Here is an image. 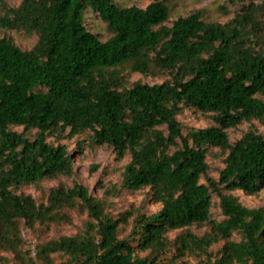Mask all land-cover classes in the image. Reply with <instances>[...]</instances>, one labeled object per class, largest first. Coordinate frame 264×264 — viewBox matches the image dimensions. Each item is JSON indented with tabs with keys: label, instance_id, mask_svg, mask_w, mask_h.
<instances>
[{
	"label": "trees",
	"instance_id": "obj_1",
	"mask_svg": "<svg viewBox=\"0 0 264 264\" xmlns=\"http://www.w3.org/2000/svg\"><path fill=\"white\" fill-rule=\"evenodd\" d=\"M172 1L5 6L0 26L38 36L30 50L0 37V254H11L14 264H190L185 258L195 253L197 264H264V205L250 208L226 193L264 190V132L250 128L235 143L228 133L245 121L264 123V0H227L240 6L224 23L194 11L169 25ZM87 9L112 33L106 41L87 29ZM122 68L171 78L126 86ZM186 107L211 113L215 125L185 133L178 115ZM86 131L94 144L112 146L117 159L130 154L122 188L148 187L159 211L111 217L79 181L45 190L42 201L22 191L73 177V153L48 137ZM212 147L226 153L219 179L209 176ZM213 193L221 221L211 215ZM76 208L88 211L84 230L40 241L33 256L24 229L68 223ZM132 217L129 235L120 238L121 223ZM196 224L210 230L199 236L188 229Z\"/></svg>",
	"mask_w": 264,
	"mask_h": 264
},
{
	"label": "rangeland",
	"instance_id": "obj_2",
	"mask_svg": "<svg viewBox=\"0 0 264 264\" xmlns=\"http://www.w3.org/2000/svg\"><path fill=\"white\" fill-rule=\"evenodd\" d=\"M122 6L137 5L146 7L149 0H115ZM259 1V0H248ZM22 0H0V16L5 14L4 8L7 5L9 8H15L20 5ZM239 4L231 5L227 0H173L171 7L169 25L172 24L179 16H185L194 11H202L204 19L212 22L224 23L232 18L235 11L239 8ZM85 25L87 29L97 34L101 40L106 41L112 33L108 30L107 25L103 22L98 13L93 9H87L85 13ZM9 37L16 45L24 50H30L36 44L38 36L36 33H28L23 29L8 28L0 26V37ZM123 82L126 86H131L136 81H142L149 84H159L171 78L168 72L158 73L154 75H144L139 72H133L129 68H122ZM264 99V96H261ZM178 119L183 125L184 132L192 128H205L215 125L211 113L201 112L192 107H186ZM250 128L264 132V123L258 120L245 121L242 124L228 129L230 141L235 143L241 136ZM13 130L22 132L23 127L12 126ZM36 131H32L34 134ZM67 133V132H66ZM65 135V134H64ZM48 141L53 144L65 143L70 152L74 156L75 175L73 177L59 176L55 179L43 180L37 186H25L22 191L27 194H32L37 200L42 201L45 198V190L64 183L68 186H73L74 181H79L88 187L90 193L105 202L106 213L114 218L123 217L126 212L132 213H153L161 209V204L154 200L152 191L148 188H142L136 191H131L122 188L123 172L125 166L130 160V154H127L123 159H117L113 147L104 144L96 145L92 141V132L86 131L72 138L49 136ZM226 153L219 148L212 147L208 156L210 164L209 176L219 179L220 171L224 168V158ZM202 182L207 183L203 178ZM238 197V199L247 207L255 208L264 205V190L256 195H249L242 190L232 192L226 191ZM221 200L217 194H212L211 215L213 219L221 221L225 218L221 209ZM72 220L68 223L52 225L42 231H33L24 229V237L26 239V248L33 251L35 256V246L43 240L57 238L64 235H75L84 230L86 222L89 220L87 209L76 208L71 213ZM133 217L129 223H121L119 237L128 236L132 229ZM193 233L201 236L210 230L209 225H193L188 228ZM180 230L169 233L171 238H174ZM235 238H239L236 234ZM223 241L211 246L210 250L217 252ZM141 256L146 255L145 252L139 253ZM2 257H6L5 261L0 256V264H14L12 255L1 253ZM58 262L63 258L54 255ZM190 264H197L199 257L197 254L187 256L185 258ZM170 264V263H166Z\"/></svg>",
	"mask_w": 264,
	"mask_h": 264
}]
</instances>
